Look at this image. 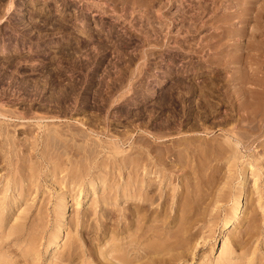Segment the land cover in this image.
<instances>
[{
  "label": "rangeland",
  "instance_id": "obj_1",
  "mask_svg": "<svg viewBox=\"0 0 264 264\" xmlns=\"http://www.w3.org/2000/svg\"><path fill=\"white\" fill-rule=\"evenodd\" d=\"M238 70L241 76L237 74ZM233 76L235 82H232ZM243 84L245 88L251 87V89L240 87ZM235 86L237 91L239 87L242 91L245 90L240 93L244 99L237 95ZM231 88L237 97L233 96ZM253 89L257 95L262 94L259 95L262 100L257 99L259 96L256 97L253 91V95L248 96V92L251 93ZM224 91L229 93L226 94ZM261 91H264V0H0V103L11 101L10 107L20 111L23 108H25L23 111L32 108L37 115H55L62 119L49 124L71 125L75 124L77 117H81L88 124L90 122L93 126L96 124V131L99 137L102 135V139H109V136L115 134L116 138H121L124 132H127L128 136L140 135L147 125L152 132L167 138L200 134V139L197 137L194 140L196 145L205 142V144L212 143L209 146L215 147L216 141H218L216 146H220V142L224 141L222 139L229 136L230 133L226 132L228 129H225L227 127L231 130L232 128L241 130L243 126L245 128L242 130L250 129L251 134L255 126L258 130L259 124L260 128H264L262 124L264 93ZM228 95L234 98L233 100L236 99L235 102ZM247 96L251 98L246 99ZM237 98H242L238 99V103L246 100L245 104L249 106L246 108L248 113L245 112L244 104L243 109H239L241 112L236 110V107H240L237 105H241V103L237 104ZM257 102L261 103V106H258ZM233 108L237 112H234ZM231 112L235 115L231 116L233 114ZM234 117L239 118L240 121L237 120L236 125ZM224 118L231 120V126L230 121ZM202 120L205 126L212 125L210 127L213 128L209 129L212 132L209 133L208 130L209 134L205 132L197 134L191 130L177 132L176 127L180 123L200 122L199 124L202 125ZM162 123L166 126L173 124L172 126H176L177 130L163 129L160 127ZM91 125L90 123L89 126ZM98 127L101 129L99 132ZM102 127L106 129L103 130ZM222 130H226L225 133ZM249 133L247 132L246 135ZM171 141L166 143L171 144ZM127 148H129L128 144L123 147V149ZM263 151L260 153L263 154ZM241 153L244 155L240 160L242 163L246 161V157H249L250 152L242 149ZM212 157L209 159V166H212L211 173L223 167L220 175L219 171L214 174L218 173V177L224 175L223 171L226 174L231 162L228 163L223 156H214V159ZM215 159H219L220 164L219 160ZM240 162L239 167H241ZM213 164L217 169L213 168L215 167ZM198 169L199 167L196 175L199 174ZM211 173L207 174L211 175ZM5 174V169L0 168V177H4ZM241 178L240 175L235 179L232 191L229 192L230 199L221 201L219 210L213 211L212 208H215L212 207L213 205L209 207V211L211 210L209 213L213 212V214L211 217L207 216L205 224L201 223V226L204 224L202 232L208 237L204 244L203 240H199L202 246L199 244L194 260L190 263L200 264L210 260L215 264L222 255L223 245L230 241V232L237 234L255 232L258 229L256 231L258 234L253 235L248 245L250 250L256 249L255 256L249 254L248 257H255L253 264H264V208L263 211L258 209L257 219L261 218V222L257 221V223L261 224L253 231L247 226L255 206H251V201L248 204L250 209L249 213L247 212L248 221L245 219L241 224L236 225L238 221L234 220L233 224L228 225H231L230 227L224 225L227 211L225 209L233 205L236 191L234 188L237 189L235 186ZM249 179V185L246 184V187L249 186L250 191L254 189L252 191L254 194L253 177ZM177 181L175 180L174 183H178ZM43 183L47 184L44 181ZM222 184L219 183L218 188L219 185L223 186ZM46 187L38 189L41 198L45 195L48 197L47 194L51 195L53 192L52 188ZM208 190L207 192L210 191ZM34 191L29 197L31 200L35 198ZM213 191L218 190L214 188ZM253 194L252 196L256 198L257 194L256 196ZM88 199L83 197L79 207L78 200L74 201L77 207L72 203L73 201L68 203V220H75L71 214H75L77 209L87 208L91 203ZM155 202L154 208H158L159 201ZM40 203L41 200L36 203L35 214H39L37 210L41 206ZM21 207L24 208L25 204H21L19 208ZM52 207V203L46 206L49 209ZM19 208L16 213L23 211ZM19 214H14L12 219L15 220L16 215ZM242 215L243 213L240 217ZM47 218L48 222L43 221L45 230L43 235L46 238L42 239L39 246V249L42 247L40 249L42 261L40 260L39 264H56L54 260L64 248L61 247L63 250L60 248L59 253L45 254L46 241L52 230V219ZM75 221L74 224L73 221L71 223L75 225ZM73 225H70L71 228L73 227L70 231L64 229L61 232L57 248L67 241L69 237L67 234H75L77 228L78 231L84 230L79 233L81 237L95 232L93 226L82 229ZM83 237L80 238L82 242ZM12 243L13 248L18 250L16 247L19 245ZM21 245V249H24L25 244ZM239 252L240 250L236 255L233 254L230 261H238ZM76 263L77 261L69 264Z\"/></svg>",
  "mask_w": 264,
  "mask_h": 264
},
{
  "label": "bare ground",
  "instance_id": "obj_2",
  "mask_svg": "<svg viewBox=\"0 0 264 264\" xmlns=\"http://www.w3.org/2000/svg\"><path fill=\"white\" fill-rule=\"evenodd\" d=\"M237 74L235 72V76ZM234 80L233 76L232 82ZM237 80L239 81V79ZM243 85L239 86L245 88ZM240 87L237 91L235 86L237 95L245 91H242ZM247 88L245 89H251V87ZM235 89L233 88L234 92ZM230 90L232 91V88ZM252 91L254 92V89L251 90V93L248 92V96L253 95ZM6 92L8 93V91ZM224 92L229 93L228 91V93ZM3 93L6 95L5 92ZM230 95L228 96L233 100L234 98L232 99ZM237 95L233 96L237 97ZM241 95L239 97L243 96ZM248 96L246 99L251 98ZM3 97L5 98V96ZM242 98H237L236 101L237 104L241 103V105H237L240 106L239 108L236 107L238 112H241L239 109H243V104L245 112L249 107L248 104V107L245 104L246 100L238 103V99ZM261 98L259 96L257 99L262 100ZM221 99L223 98L221 97ZM235 100L233 101L235 102ZM10 103L11 101L0 103V168L5 169L6 172L4 177H0V264H39L42 259V250H40L42 247L39 249V246L42 239L46 238L43 235L45 231L43 221H47V217L52 219V230L50 235H47L45 254L57 253L61 247L64 248V251L58 252L59 256H56L58 259L54 260L56 264L63 262L69 264L76 261V264H192L190 261L194 260V254L199 244L202 246L201 241L203 240L204 244L208 237L202 231L207 216L211 217L213 214V212L209 213L211 211H209V207L213 205L212 207H215L214 209L211 207L213 211L219 210L222 205L221 201L230 199L229 192L232 191V184L240 175L242 178L235 186L237 189L234 188L236 191L234 190L233 205L225 209L227 211L224 225L233 224L234 220L238 221L236 225L241 224L250 211L248 208L250 201L251 206H255L252 207L254 209L252 215L249 219L247 218L249 220L248 229L253 231L261 224L257 223L261 220V218L257 219L259 217L257 216L258 209L263 211L264 208V128H260V124L258 130H256V126L253 128L256 130L255 132L252 129V134L249 133L250 129H248L250 131L246 129L247 131L245 130L246 133H244L242 128L245 127L241 128L240 123L242 131L239 126V130L225 128L228 129L225 131L230 133L227 137L224 135L225 131L222 130L227 141L223 137L222 141H224L220 142L221 145L216 146L218 143L216 141L215 147L209 146L212 143L205 144L204 140H202L203 144L201 141V145H198L199 143L196 145L194 140L197 137L200 139V134L186 137L172 136L171 138L167 135V138L152 132L150 126L147 125L145 129H142L143 133L140 135L131 134L133 135L131 136L129 133L130 137L127 132V135L124 132L125 134L122 133L121 138L120 135L119 138H116L115 134L113 135L115 137L111 135L109 139H102V135L99 137V133L96 131V124L94 123L93 126V123L90 122L91 127L90 123L88 124L81 117L76 118L77 123L65 125L66 128L62 124L56 126L53 124V126L49 123L62 120L59 116L37 115L32 111V108L29 111L27 109L23 111L25 108L20 111L10 107ZM257 104L261 106V103L257 102ZM233 110L237 112L234 108ZM30 111L31 113H29ZM233 115L235 114L233 113L231 116ZM231 116L230 118L233 120ZM235 117L234 119L237 118ZM231 120L226 119V121H230V123L227 122L230 126ZM237 120L239 121V118L236 119L235 125ZM199 123L189 124L186 122L184 124L183 122L178 124L179 127H173V124L166 126L165 123H162L159 126L168 130L177 128L179 133L191 130L197 134L199 132L208 133V130L213 128L210 127L212 125H207L209 128L205 126L204 120L201 122L202 125ZM220 124L222 123L220 122ZM114 127L112 126V128ZM98 128V132L101 131V126ZM102 129L105 130L103 127ZM108 129L107 131L110 133ZM118 131L120 133V130ZM102 132L104 133V131ZM210 132L212 131L209 130ZM247 132L248 135H246ZM170 140H172L171 144L166 143ZM127 144L129 145L128 150L123 149ZM242 149H245V152H250L248 153L250 155L248 158L246 157V161L241 163L240 160L244 157L241 153ZM261 149L263 154L260 153ZM214 156H223L228 163L231 162L229 171L226 167L229 174H227L228 172L225 174L223 171L222 178L219 176L221 179L217 176L218 173L217 175L214 173L219 171L220 175V170L223 167L213 173H211L212 170L210 171L212 166H209V159L210 157L214 159ZM213 159L211 160L213 161ZM239 162L241 167H239ZM216 165L213 168H216ZM198 167L199 174L196 175ZM207 170L210 172H206ZM207 173H211V175ZM250 177H253L254 194L253 188L250 191V187H246V184L249 185ZM175 180H178V183L175 184ZM43 181L47 184H44ZM219 183H223V186L219 185L220 190L217 186ZM45 186L52 188L53 192L51 195L47 194L48 197H45L46 195L43 193L45 196L41 198L39 190ZM214 188H217L218 191H213ZM33 191L36 194H34L35 198L33 197L31 200L29 197L33 195ZM252 194L255 196L257 194V197L255 198ZM83 197L89 198L91 203L87 208L82 207L81 210L79 208L75 214L73 213L74 215L71 214L76 221L69 219L70 223L72 221L73 224L74 221L76 223L75 225L70 224L67 216L68 203L78 200L77 206L79 207ZM69 198L71 199L69 200ZM38 200H41L42 203H40L41 206L38 204L37 212L39 214H35L34 210L37 209ZM155 201L157 203L159 201L158 208H154ZM50 203L53 207L46 208ZM21 204H25V207L19 208ZM74 204L76 206V203ZM18 208L23 211L16 213ZM216 212L219 213V211ZM18 213L20 214L16 215V219H12L14 214ZM241 213L243 215L240 217ZM32 215L38 216L34 218ZM201 223L204 224L201 226ZM45 225L47 226L46 223ZM70 225L82 229L93 226L95 232L89 236L83 237V235L82 242L79 233L84 230L78 231V228L76 230L74 228L75 234H67L69 236L67 241L65 239L66 242L64 241L65 243L63 242L64 244L62 243L63 245L57 248L61 232L64 229L70 231L73 228ZM256 231L236 232L237 234L230 232V241L223 245L222 255L215 264H253L255 257L249 258L248 255L255 256L256 249L252 251L248 245L252 241L253 235L258 234ZM199 240L201 241L199 242ZM8 241L17 243L18 250L14 249L13 243ZM21 244H25L24 249H21ZM238 250H240L239 260L230 261L232 255H236ZM200 264H214V262L207 260L206 263Z\"/></svg>",
  "mask_w": 264,
  "mask_h": 264
}]
</instances>
